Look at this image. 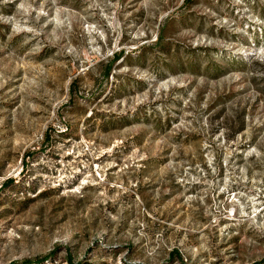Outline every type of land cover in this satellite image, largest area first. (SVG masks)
<instances>
[{
	"label": "rangeland",
	"instance_id": "rangeland-1",
	"mask_svg": "<svg viewBox=\"0 0 264 264\" xmlns=\"http://www.w3.org/2000/svg\"><path fill=\"white\" fill-rule=\"evenodd\" d=\"M37 259L264 264V0H0V264Z\"/></svg>",
	"mask_w": 264,
	"mask_h": 264
},
{
	"label": "trees",
	"instance_id": "trees-1",
	"mask_svg": "<svg viewBox=\"0 0 264 264\" xmlns=\"http://www.w3.org/2000/svg\"><path fill=\"white\" fill-rule=\"evenodd\" d=\"M11 184H14V182L8 183L7 186H9ZM172 255H174V256H177V255L180 256L178 252H173ZM43 261H45V260L44 259H37L35 261L27 260V261H24V262H21V263L13 262L11 264H33V263H41ZM68 262H69V264H76L73 260H70Z\"/></svg>",
	"mask_w": 264,
	"mask_h": 264
}]
</instances>
